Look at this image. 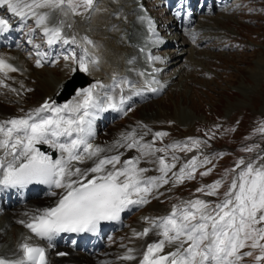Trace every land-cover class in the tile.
Wrapping results in <instances>:
<instances>
[{"label": "snow or ice", "instance_id": "obj_1", "mask_svg": "<svg viewBox=\"0 0 264 264\" xmlns=\"http://www.w3.org/2000/svg\"><path fill=\"white\" fill-rule=\"evenodd\" d=\"M93 4L94 0H0V5L6 6L8 12L21 20L34 18L49 45L58 41L69 43L63 34L64 19L49 27L54 13L59 12L63 17L79 15L81 9L86 12ZM148 27L149 31H154L151 20H148ZM10 28L9 20L0 17V32ZM71 42L75 43V37ZM70 58L78 65L73 72L89 71L86 54L79 59L74 55L64 57L65 60ZM148 58L159 59L151 55ZM36 63L40 65L39 60ZM16 70L0 56V73L6 75ZM113 81L108 85L96 81L78 89L63 105L45 102L24 116L0 121V186L24 189L31 184H44L49 188L48 194L57 198L49 207L24 213L27 219L19 221L36 238L51 241L63 232L95 233L101 222L119 220L121 212L130 206L148 203L153 190L168 184L170 179L182 183L194 178L198 164L195 157L174 172L177 157L173 154L172 162H168L166 148L143 142L146 133L139 139L135 131L121 134L120 139L107 146L91 142L98 114L108 109L123 111L125 102L130 99L123 94L122 86L129 82L116 83L115 76ZM152 83L156 81L146 80L147 88L134 90L132 95H140L145 90L156 91L151 87ZM117 88L118 96L113 94ZM260 130L264 131V128ZM164 135L166 133L157 132L154 139ZM189 141L191 147L189 142H184L182 147L179 143L168 147L191 151L202 143L192 138ZM38 145H48L59 155L54 158L52 153L41 151ZM120 148H135L139 155L122 160ZM157 153L164 155L156 156ZM148 156H154L158 162L159 176H148L149 170L139 166ZM258 160L260 162L246 163L243 159L237 162L238 171L233 170L235 174L219 202L189 199L173 205L166 216L145 217L150 227L134 232V235L142 238L155 229L160 239L146 245L139 264H243L244 257L254 256L253 251H243L246 248L258 250L254 261L261 264L264 261V158ZM89 161L91 167H81ZM209 162L206 156L199 161L200 164ZM222 183V180H216L196 191L215 196ZM166 245L175 246V250L161 255ZM133 251L129 248L121 258L134 260ZM57 254L65 255L63 252ZM0 264H49L47 249L25 237L18 244V254H14V258L0 256Z\"/></svg>", "mask_w": 264, "mask_h": 264}, {"label": "rangeland", "instance_id": "obj_2", "mask_svg": "<svg viewBox=\"0 0 264 264\" xmlns=\"http://www.w3.org/2000/svg\"><path fill=\"white\" fill-rule=\"evenodd\" d=\"M112 1L113 0H94L92 8L95 6V9H100L103 14H108L94 21L92 17L89 16V18H87L89 23L82 26L85 28L84 32L88 34L90 39H92V37L97 38L94 44L91 43L92 49L96 46V43H99L105 50L113 51L111 53L115 56L117 53L116 49L119 47L117 38L121 32L120 27H124L125 24L122 23V21L119 22L121 18L120 8H117L119 11L115 15L109 13L116 3V1ZM260 1L264 2V0ZM257 2V0L251 1L254 7L258 6ZM91 9L86 11L87 13H84V15L90 13ZM235 13H238V16L231 15L224 17L222 20L221 17H216L215 19L221 20L222 22L215 21V24L217 28H220V26L223 27L221 32L235 39L231 40L236 43L237 47L231 42V49L229 51L213 52L212 50L202 51L201 46H199L197 54L192 56L190 60L188 59L189 54L185 53L183 56L179 57L180 60H178L175 65L177 69L181 70L178 73V77H175L174 83L168 86L163 95L160 96L159 99L133 110L131 115H134V117L137 116V118L133 119L131 115L127 116V118L132 120V123L139 124V131L136 132L137 138H139L141 134L146 133V135H143L144 141L152 134L164 130H167L168 133L175 134V136L181 140L188 139L190 136H193L196 129L198 130L200 124H215L209 118L210 113H212L211 116L215 121L220 120L221 117L224 120L230 119L229 121H220V137L215 140L219 143L220 141L226 142L227 145H230L234 150L221 154L216 161L214 160L210 164V167L221 172L227 170L229 172H234L233 170L236 169V164L240 158L243 160L247 158L249 161L257 162H260L258 158H264V135L258 145L255 141L260 137L257 139L256 137L261 134L258 133L254 135L253 133L254 128L255 130H259L262 125H264V9L263 11H255L250 9L246 4L243 5L241 2H238ZM239 14L241 15L239 16ZM242 15L244 16L241 17ZM80 16H83V14ZM245 16H247L246 19H244ZM52 18L56 20L54 14ZM223 21L225 22L223 23ZM210 22L212 23L213 21ZM76 26L78 30L82 29V26L78 23H76ZM96 26L102 28L114 27L109 28L107 31L109 35L107 37L101 38V35L99 37L96 33ZM244 26L249 30L245 29ZM129 27L135 28L132 23H129ZM247 31H249V33ZM239 33L246 35V37H240ZM107 39H109V41ZM112 40L115 42V45L112 43L115 50H110L107 48L108 46L105 45L106 42L112 45L110 43ZM241 42L244 46H242ZM38 47L39 46H37V48ZM184 48H187V45H185ZM94 52L100 53L101 49L94 50ZM183 60H185V63H182ZM173 70H175V68H173ZM55 72H57V74L59 73L60 77H64L62 75L64 73L63 65L56 64L51 67L43 66L36 69L34 73L37 78H33L36 80V87L34 86L33 89H28L29 92L26 93L24 103L26 108H31L41 97L39 93V80L41 78L52 80ZM169 76H171V74ZM161 107L164 108V110H162ZM166 110L168 114L172 112L171 116H174L173 118L165 116L166 120L169 121L167 123L162 122L165 121L164 118H161L162 120L160 119L156 124L141 120L143 112H148L155 117L156 112H165ZM252 112L253 114L261 115L263 118L250 114ZM241 114L244 115L243 118L237 119V121L233 120V118H237L236 116ZM147 115L146 113V118ZM113 121L114 118L111 117L104 126V129L112 127L117 130H123L126 126L130 125V123H125L124 125L120 123L114 124ZM104 135L109 136V131L105 130ZM205 135L210 138L209 135ZM203 141L205 145L203 144L204 142H202L201 147L203 146L205 152L210 155L213 151L211 143L204 138ZM160 142L165 144L164 140ZM245 149L252 150L245 151ZM180 152L182 153V151ZM180 154H175L177 160L175 161L176 167L172 169L174 172H178L181 167L180 157L183 163L193 153L185 154V152H183L181 155ZM159 155H164V153L156 154V156ZM149 158H151V160L141 161L140 167L149 170L146 174H161L158 171L159 164L156 162L155 157L150 156ZM171 158L172 156L167 153L166 159L168 162H170ZM169 177H171V172H169ZM209 183L210 181L205 182V184ZM180 185L181 183H174L173 180L170 179L168 184H163L159 189H154L153 193L149 196V202L142 206L143 209L141 211H134L131 216L128 217L127 225H125L124 229L120 232H114L115 235L111 238V242H109L111 250L102 249L101 256L105 260H108L109 264H124L119 255H121V251L127 248L128 243L130 245L129 229L142 213L148 214L150 216L149 218H159L160 207L172 209L173 205H179L181 201L196 198L205 201L210 200L209 196L205 193L197 192L196 190L198 188L195 191H186L189 186L184 189L180 188ZM52 199L53 197L48 193H43L38 197L29 199L21 205L23 207L25 204L40 205ZM219 200L214 202H219ZM20 209L21 206H17L15 210H12V214L19 213ZM163 210L164 209L161 211ZM15 225L17 226L16 223ZM119 251L120 253L118 254ZM261 264H264V261H262Z\"/></svg>", "mask_w": 264, "mask_h": 264}, {"label": "bare ground", "instance_id": "obj_3", "mask_svg": "<svg viewBox=\"0 0 264 264\" xmlns=\"http://www.w3.org/2000/svg\"><path fill=\"white\" fill-rule=\"evenodd\" d=\"M135 3V2H134ZM121 8L123 10L126 9V6H121ZM55 15V18L56 20L55 21H59L60 19H64L65 20V26L64 28L67 27V25H69L70 21H69V18L68 17H63L59 12H56L54 13ZM105 15H103L102 17H104ZM0 17H2L1 15V8H0ZM127 19L128 21L130 22L133 17L131 16L130 18L128 17L127 18V13L124 11V13L122 14L121 16V19L119 20L122 21V23H124L125 25H127ZM118 23V22H117ZM97 25V24H96ZM131 25V24H130ZM119 26V24H118ZM51 27V25L49 26ZM97 27V26H96ZM98 28V27H97ZM121 28V27H120ZM205 28H210L209 25H205ZM108 28H102L100 27L99 28V32H98V36L101 35V38L102 37H107L109 34L107 33V30ZM128 29V28H127ZM73 30V29H72ZM80 30V29H79ZM82 30V29H81ZM68 32L69 34L71 35L72 34V31L70 28H68ZM1 33V32H0ZM107 33V34H106ZM127 38V33L125 34V36H123V42L125 45H127L130 49L134 50L133 54H135L137 60L135 62V64H131L133 65L131 68L129 66H127L126 62H122L121 64V67L117 68L118 66H115V70L109 66V65H118L119 62H118V58L119 57H123L124 58V55L125 53L123 52V48L121 46L117 47L116 51V55L113 56L114 58H109V59H106L104 65H103V69L99 68V66L97 64H95L94 67H90L89 68V71L87 72V75L91 78H94L95 80H99L100 82L108 85V84H113L114 81H113V77L115 76L116 77V83H119L121 80H127L129 83L128 84H124L122 85L123 88H124V95L125 96H129L131 99L134 97L133 95L131 96L130 93H127V90H139V85L141 84H144L145 83V80L148 78L147 76L144 75H140V73H143L141 72V69L145 66L142 61L140 59V54L136 51L135 47H134V42L137 41L135 38L136 36H132L128 41L126 40ZM111 39V38H110ZM109 41V39H107ZM122 42V41H121ZM110 43L114 44L115 45V42L112 40L110 41ZM102 44V43H101ZM113 44L110 45L109 42H106V46H108L107 48H109L110 50L114 49L113 47ZM3 46V42H2V39L0 37V56H3L7 61L9 60H12L14 62V60L12 58L15 59V62H18L19 64L18 67L23 71L21 72L16 64H12L10 63L11 65H13L14 68H16L17 70L14 71V72H8L6 74L7 78H10L12 81H7L6 80V84L9 85V90L8 91H16L18 92L19 89L22 87V84H24L23 82L26 81L27 82V78L28 77H31V78H37L36 74L34 73L35 70L33 68V65L30 64L29 62H22V60L19 58V56H17V54H13V53H10L9 51H7L5 49V47H2ZM119 48V50H118ZM95 50V49H94ZM99 50V49H98ZM115 50V49H114ZM181 49L179 48L178 51H180ZM113 52V51H111ZM184 52V50L182 51ZM186 52V51H185ZM124 53V54H123ZM183 54V53H182ZM11 56V57H10ZM181 55H175L172 59L173 63L172 65H175L177 64L178 60H180L178 57H180ZM183 56V55H182ZM129 60V57H127V61ZM9 63V62H8ZM133 68L136 70V74L134 75L135 77H133ZM112 70V71H111ZM260 72V71H259ZM264 72V71H263ZM110 75V79L107 80V79H104V80H100V78H104L102 76H106V75ZM130 78L133 80H130ZM65 79V77H60L58 76L56 73L53 74V78L52 80L48 79V78H44V79H40L39 82H40V94L42 96V99L38 102V104L45 98V96H49L51 94H53L55 92V87L60 83H62V81ZM111 80V81H110ZM110 81V82H109ZM158 81V86H159V89L157 92H160L162 91L165 86H163V82ZM118 93H119V88L116 89V92L113 93L115 95L118 96ZM125 105V104H124ZM38 107L35 106L33 109H31V111L37 109ZM162 110H164V108L161 107ZM170 112V111H169ZM171 114H168V111L166 110L165 112H156V116L153 117L152 114H148L147 115V118H146V121H150L149 123H151V121H157V120H160L161 118H164L165 121L166 117H170V118H173L171 115H172V112H170ZM107 115V112L104 111V112H101L98 114L97 118L95 119L94 121V132L96 134L97 132V119H102V117L106 116ZM175 115V113H174ZM17 114L14 113L13 111L11 110H5L4 108H2L0 106V121H3V120H7V119H11V118H17L16 117ZM18 117H21L18 116ZM162 120V119H161ZM121 134H125V133H114L113 137L111 139L114 140H118L121 138ZM98 145H101V146H107V145H111V143L107 144V141H103V140H99ZM119 152H122V150H119ZM90 163V166H86V163L84 165H81V167H91V162L89 161ZM2 195V192L0 191V196ZM32 209H38L37 206H27L24 210L20 211L21 212V215H19V217L17 219H25L26 216L24 215V213L26 212H29L30 210ZM157 209V208H156ZM148 216V215H147ZM145 215L141 216L139 220H142L144 219L145 217H147ZM8 217H9V220H11V216L8 214ZM145 225L142 224V222H137V224L132 228L130 229L129 231V238H130V245H129V248L133 249V255L136 257L134 260H126L127 261V264H137L142 252H143V249H144V246L145 244L149 241V236H146V237H136L134 235V232H142V228L144 227ZM24 231V230H23ZM157 230H154V232H156ZM25 232V231H24ZM152 234V232H151ZM17 235V233H16ZM2 234L0 233V243L1 242V239H2ZM10 236L12 237V243L10 242L8 244V249H10L11 252H16L18 250V243H20L23 239V237H26L24 234H20L19 236L16 237V241H14V236L12 234H10ZM32 243H35V241H31ZM12 245V246H10ZM51 245V246H49ZM69 246L70 243L69 242H63V241H59L57 239H53L50 243H48V248L50 249H54V248H58V247H63V246ZM98 246V245H96ZM125 249L123 251H121V254H122V257L126 254L127 250L129 249ZM72 254L71 256L69 257V260L70 261H76L78 264H91V262L89 260L87 261H84L83 260V257L81 256L80 252H79V249L76 251L75 249L71 251ZM61 262H63L64 264V260H56L54 258H52L50 264H60ZM123 264V263H122Z\"/></svg>", "mask_w": 264, "mask_h": 264}, {"label": "water", "instance_id": "obj_4", "mask_svg": "<svg viewBox=\"0 0 264 264\" xmlns=\"http://www.w3.org/2000/svg\"><path fill=\"white\" fill-rule=\"evenodd\" d=\"M75 78H76V77H74V79H75ZM74 79H73V80H74ZM74 85H75V84H74ZM74 85H73V81H69L68 84H67V87H66V88H67V89H69V88H70V89H73ZM71 86H72V87H71Z\"/></svg>", "mask_w": 264, "mask_h": 264}]
</instances>
